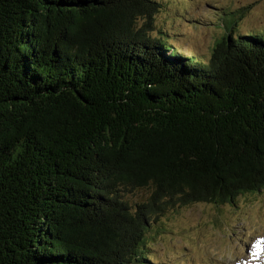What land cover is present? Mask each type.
Returning <instances> with one entry per match:
<instances>
[{
	"label": "trees",
	"instance_id": "obj_1",
	"mask_svg": "<svg viewBox=\"0 0 264 264\" xmlns=\"http://www.w3.org/2000/svg\"><path fill=\"white\" fill-rule=\"evenodd\" d=\"M160 1L0 0V264H147L170 208L264 191V30L186 57Z\"/></svg>",
	"mask_w": 264,
	"mask_h": 264
},
{
	"label": "rangeland",
	"instance_id": "obj_2",
	"mask_svg": "<svg viewBox=\"0 0 264 264\" xmlns=\"http://www.w3.org/2000/svg\"><path fill=\"white\" fill-rule=\"evenodd\" d=\"M160 4L155 24L186 57L194 51L208 59L235 18L242 16L237 24L242 35L264 30V0H162ZM148 197V191H141L130 200L138 203ZM148 235L147 264H264V191L242 195L235 205L170 208Z\"/></svg>",
	"mask_w": 264,
	"mask_h": 264
},
{
	"label": "bare ground",
	"instance_id": "obj_3",
	"mask_svg": "<svg viewBox=\"0 0 264 264\" xmlns=\"http://www.w3.org/2000/svg\"><path fill=\"white\" fill-rule=\"evenodd\" d=\"M260 246H261V245H260ZM260 246H259V247H260ZM257 251H258V250H257ZM254 254H255V253H254ZM254 254H253V255H254ZM256 255H257V254H256ZM258 256H259V255H258ZM252 257H253V256H252ZM255 257H256V256H255ZM259 262H260V261H259Z\"/></svg>",
	"mask_w": 264,
	"mask_h": 264
}]
</instances>
